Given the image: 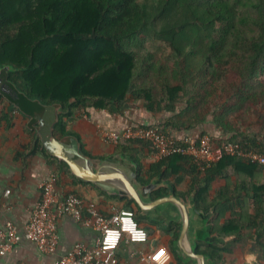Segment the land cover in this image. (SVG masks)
Masks as SVG:
<instances>
[{"label":"trees","instance_id":"obj_1","mask_svg":"<svg viewBox=\"0 0 264 264\" xmlns=\"http://www.w3.org/2000/svg\"><path fill=\"white\" fill-rule=\"evenodd\" d=\"M5 65L16 97L0 91V129L15 125L14 105L29 118L31 140L17 153L25 165L41 153L56 166L58 186L63 177L92 185L133 210L139 224L145 217L127 192L159 177L213 210L210 230L226 242L201 244L199 252L224 264L235 244L246 242L264 263V165L230 154L204 171L178 154L147 163L154 150L136 140L96 160L67 129L89 108L123 115L139 102L154 116L175 115L134 125L208 135L264 155V0H0ZM235 113L240 120L255 115L259 131L231 126ZM209 114L221 132L195 131ZM169 191L160 187L152 196ZM168 228L173 242L180 226Z\"/></svg>","mask_w":264,"mask_h":264},{"label":"crops","instance_id":"obj_2","mask_svg":"<svg viewBox=\"0 0 264 264\" xmlns=\"http://www.w3.org/2000/svg\"><path fill=\"white\" fill-rule=\"evenodd\" d=\"M12 108L15 109V125L9 129H0V231L5 228L8 221H12L18 226L20 232L24 233L32 209L41 196L40 184L55 172L56 166L48 163L41 153L33 156L28 165L17 158L18 151L22 149V146L28 145L31 135L25 131L29 118L17 107L12 106ZM130 111L133 113L134 110L130 108ZM125 115V112L123 115H112L105 110L89 108L83 111L79 118L69 121L67 129L77 133L86 152L98 160L99 157L111 155L116 147L100 140L98 127L120 130L129 124L154 122L151 118L142 117V113H136L133 117L129 116V119L123 118ZM33 136L36 141L40 139L38 133ZM156 160L154 154L149 153L145 161L151 163ZM73 180L63 177L61 185L57 186L66 193H75L86 201L95 202L106 215L117 209H126L121 207L122 203L117 198L99 192V189L92 185H83ZM163 182L169 184V186H162L169 188V193L174 191L169 182L165 180ZM7 190L10 191L8 194ZM175 194L177 195L176 192ZM188 199L184 200L188 201ZM137 209L140 216L145 217V221L140 225L148 231L149 242L145 245L122 242L117 252L118 264H179L176 258L180 259V257L174 249L176 240L171 242L172 234L168 228L171 223L179 224L174 221L153 219L143 214L138 206ZM58 232L60 242L54 254H44L34 242L22 239L11 251L0 257V264H52L53 260L67 254L77 243L94 246L99 235L96 230L67 215L59 220ZM201 244L208 243L200 242L199 246ZM141 254L145 255L146 260L141 258ZM180 261L184 264L181 259Z\"/></svg>","mask_w":264,"mask_h":264},{"label":"built area","instance_id":"obj_3","mask_svg":"<svg viewBox=\"0 0 264 264\" xmlns=\"http://www.w3.org/2000/svg\"><path fill=\"white\" fill-rule=\"evenodd\" d=\"M98 135L102 142L113 145L125 140L146 141L151 144L157 160L177 154L189 156L202 171L226 154L242 156L264 165V155L255 151L244 152L230 142L217 144L208 135H174L170 131L133 124L120 130L98 127ZM40 189V199L32 209L24 233L12 221H8L0 231V257L22 239L34 242L44 254H54L60 242L58 223L66 215L96 230L99 235L94 246L77 243L52 264H118L117 252L122 242L139 245L149 242L148 231L136 221L132 210L117 209L106 215L95 202L86 201L75 193L64 194L57 186L54 173L40 184ZM9 192L7 190V194ZM141 258L146 260L143 254Z\"/></svg>","mask_w":264,"mask_h":264},{"label":"water","instance_id":"obj_4","mask_svg":"<svg viewBox=\"0 0 264 264\" xmlns=\"http://www.w3.org/2000/svg\"><path fill=\"white\" fill-rule=\"evenodd\" d=\"M12 67L0 66V91L16 97L15 90L7 84L6 74ZM17 107L16 105H14ZM142 177V173L139 174ZM168 183L160 181L159 177L153 178L148 183L138 181L136 187L127 193L135 201L140 211L149 217L166 221L177 222L180 225L179 235L175 241V251L184 264H216L209 255L199 252V243L222 244L226 239L209 229L213 210L205 212L199 209L194 194L185 201L174 191L153 198L152 193Z\"/></svg>","mask_w":264,"mask_h":264},{"label":"rangeland","instance_id":"obj_5","mask_svg":"<svg viewBox=\"0 0 264 264\" xmlns=\"http://www.w3.org/2000/svg\"><path fill=\"white\" fill-rule=\"evenodd\" d=\"M148 45H149V43H148ZM153 52H155V51H153ZM158 53L161 54L163 52L158 51ZM153 68H157V64L153 65ZM153 80H156V79H153ZM130 108H132L134 110V111H132L133 113H131ZM136 113L137 114L142 113V115H143L142 117H144L145 119L151 118L155 121L157 119H166V118H169V117L175 115L174 113L164 112V113H160L157 116H154V115H152V113L147 112L142 107L141 103L136 102L135 104L130 105V107L125 111V114L127 116L125 115V116H123V118L129 119L130 117H133ZM176 113H179V112L177 111ZM179 115L181 116V114H179ZM239 115H240L239 113H235L234 115H232L230 117L231 126L234 125L235 128L241 129L243 131H246V130L249 132L259 131L260 125H258L257 118L255 115H250L244 120H240ZM214 121H215V119H214L213 114H209L207 116V121L205 122V124L201 127H199V125H197V127L194 128V130L197 131L198 133L201 132V130L203 131L204 129L208 130L210 133H213V134H216V132H221V129L216 127V124ZM262 133L264 134V131ZM99 138H100V136H99ZM100 140H101V138H100ZM249 255L253 256L254 259H251V260L247 259V257ZM257 262H258V254L250 246V244H248L246 242H241V243L239 242V243L235 244L234 253L232 254V257L230 258V260L224 264H258Z\"/></svg>","mask_w":264,"mask_h":264},{"label":"clouds","instance_id":"obj_6","mask_svg":"<svg viewBox=\"0 0 264 264\" xmlns=\"http://www.w3.org/2000/svg\"><path fill=\"white\" fill-rule=\"evenodd\" d=\"M247 259L251 260V259H254V257L251 256V255H249V256L247 257Z\"/></svg>","mask_w":264,"mask_h":264}]
</instances>
